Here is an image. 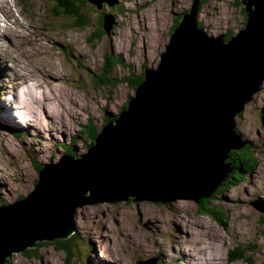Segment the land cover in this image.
<instances>
[{
    "label": "rangeland",
    "instance_id": "374dc122",
    "mask_svg": "<svg viewBox=\"0 0 264 264\" xmlns=\"http://www.w3.org/2000/svg\"><path fill=\"white\" fill-rule=\"evenodd\" d=\"M86 1L76 3L83 25L81 15L62 14L54 0H11L21 24L19 31L6 32L12 41H0L9 55L0 47V206L24 198L44 163L90 149L94 142L86 143L82 125L93 119L98 134L123 111L141 83L135 87L131 73L157 66L175 19L192 2ZM201 5L197 19L208 35L231 30L235 36L246 25L240 0ZM105 54L121 61L109 80L101 75ZM15 59L30 70L17 68ZM11 98L21 105L14 119L3 105ZM234 121L240 149L250 146L256 159L249 169H236L242 177L231 187L204 196L222 210L225 223L199 210L202 197L191 202L127 195L75 206L68 235L36 239L1 264H250L231 260L236 246L247 247L253 264H264V77ZM240 149L230 150L229 157Z\"/></svg>",
    "mask_w": 264,
    "mask_h": 264
},
{
    "label": "water",
    "instance_id": "95a60500",
    "mask_svg": "<svg viewBox=\"0 0 264 264\" xmlns=\"http://www.w3.org/2000/svg\"><path fill=\"white\" fill-rule=\"evenodd\" d=\"M240 1L246 25L225 41L199 26L201 0H192L157 66L144 68L90 149L44 163L24 198L0 206V264L36 239L68 235L77 205L212 195L231 170L229 151L243 144L235 115L264 77V0Z\"/></svg>",
    "mask_w": 264,
    "mask_h": 264
},
{
    "label": "trees",
    "instance_id": "16d2710c",
    "mask_svg": "<svg viewBox=\"0 0 264 264\" xmlns=\"http://www.w3.org/2000/svg\"><path fill=\"white\" fill-rule=\"evenodd\" d=\"M57 5L59 6L62 14H67V15H75L80 16V23L81 24H85L84 22V18L83 15L78 11V8L76 7V3L77 2H81L83 1L84 3H87L86 0H54ZM205 2V0H201L200 3V8H201V4H203ZM79 6V5H78ZM247 17V16H246ZM180 18L175 19V23L173 24L172 28H171V32L174 29V27L178 24ZM101 22L103 23V21L101 20ZM104 25V24H103ZM203 22L199 20V26L203 27ZM233 35V32L231 30H229L227 33L224 34L226 40H229ZM118 62H121L120 59L118 58H113L112 55L110 54H105V61L103 63L104 65V72H101V75L104 76V78H106V76L108 77V80L110 79L111 74L113 73V71L115 70L116 65L118 64ZM145 68V65L144 67ZM144 77V73L143 71H141L140 73H131V77H130V81L134 82V86L136 87L141 80ZM99 78V77H98ZM111 114H109V112H106L105 115V119L106 121L108 119H110ZM118 116V115H117ZM97 124L96 122L89 118L88 121L82 125V133L83 137L86 138V143H93L94 139L97 135ZM249 147L248 146H244V148L238 150V151H233V154H230L231 156L228 158V162H230L231 166H233V169L231 172H229V174L227 175L226 178H224L221 183L219 184L218 188L216 189V191H214V193L212 194V196H214L215 192H219L222 190H226L227 188L231 187L230 184H232L233 182L238 181L239 179H241L242 177V173L237 172L236 169H239L241 172L245 171L248 167H252L254 162H255V155L252 154V152L249 151ZM243 151V152H241ZM69 152L72 153V151L69 150ZM243 153V154H242ZM237 155H242V159L240 160L239 157H237ZM244 166V167H243ZM240 173V174H239ZM236 183V182H235ZM209 198H200V202H202V206L199 208L200 211L204 212L205 214H209L212 217H214L215 219H217L220 222L225 223L224 221V215L221 209H217L211 205H209ZM66 241L63 243L67 242V239H65ZM68 244V243H67ZM67 244H64L65 246ZM247 247L245 246H236L235 247V252H234V256L231 258V260H234L235 258L238 259H245L247 262H249L250 264H253L255 262H252L250 260V257L248 255V253H246V249ZM68 250L69 253H71V250L67 247L66 248Z\"/></svg>",
    "mask_w": 264,
    "mask_h": 264
},
{
    "label": "bare ground",
    "instance_id": "6f19581e",
    "mask_svg": "<svg viewBox=\"0 0 264 264\" xmlns=\"http://www.w3.org/2000/svg\"><path fill=\"white\" fill-rule=\"evenodd\" d=\"M0 13L2 14V16L0 15L1 16V18H0V41H1V40L5 39V37L7 36L6 35L7 33L12 34L14 31H16V30H14V27H16V28L18 27L17 31H19L21 21L19 20V16L17 15L15 8L12 6L11 0H0ZM6 39H8L9 41H12V38L9 36H7ZM0 47H1L2 52L5 54V56H9L7 53L8 49L3 48L2 45ZM15 64H16L17 68L18 67H24V68L28 69V67L26 66L27 64H24V62L21 59H15ZM28 70H30V69H28ZM3 105H4L5 112L9 116H11L13 119H14V117L19 115V112H20L19 108L21 105L16 104L14 99L11 98L10 101L5 102ZM21 110H23V109H21ZM14 122L15 121H13V123ZM14 125H18V124L14 123Z\"/></svg>",
    "mask_w": 264,
    "mask_h": 264
}]
</instances>
